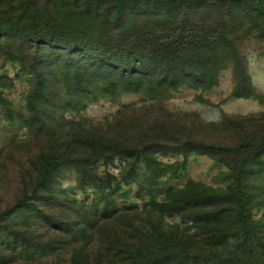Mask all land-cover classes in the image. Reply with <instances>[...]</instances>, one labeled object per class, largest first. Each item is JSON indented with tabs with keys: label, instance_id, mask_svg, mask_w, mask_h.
Instances as JSON below:
<instances>
[{
	"label": "trees",
	"instance_id": "obj_1",
	"mask_svg": "<svg viewBox=\"0 0 264 264\" xmlns=\"http://www.w3.org/2000/svg\"><path fill=\"white\" fill-rule=\"evenodd\" d=\"M255 39L264 40V0H0V53L35 77L34 103L46 102L44 91L51 89L47 75L67 86L74 80L81 95L103 81L101 90L112 96L139 92L144 84L149 94L183 85L211 88L226 68L233 73L235 96H250L244 46ZM16 40L34 52L68 53L69 59L57 63L55 73L45 72L47 65L34 53L20 57L12 45ZM110 59H116V65ZM94 63L109 65V77L90 73ZM154 145L116 151L129 167L125 178L141 180L137 173L145 163L151 165ZM49 148L31 198L27 195L0 213V264H236L238 250L230 243L256 235L244 184L254 164L252 155L242 157L232 175V221L223 226L211 219L222 216L221 209L207 212L206 220L190 215L196 208L193 194L179 197L174 207H162L150 188L149 210L159 214L156 220H145L136 205L109 206L106 196L114 193L106 190L111 183L92 168L101 152L80 156L75 144ZM65 167L76 169V187H90L99 195L97 202L77 205L70 196L61 207L55 177ZM43 195L46 207H37L33 201ZM27 209L30 213L24 216ZM165 212L188 215L191 225L165 223ZM32 215L43 217L46 224L30 222ZM200 221L204 225L194 226Z\"/></svg>",
	"mask_w": 264,
	"mask_h": 264
},
{
	"label": "rangeland",
	"instance_id": "obj_2",
	"mask_svg": "<svg viewBox=\"0 0 264 264\" xmlns=\"http://www.w3.org/2000/svg\"><path fill=\"white\" fill-rule=\"evenodd\" d=\"M12 45L20 57L34 53L37 61L47 65L45 72L55 73L57 63L69 59L68 53L60 51L34 52L22 40ZM244 53L253 88L250 96H235L233 73L226 68L219 72L211 88L183 85L149 94L144 84L139 92L112 96L101 90L103 81L87 87L88 93L81 95L74 80H69L67 86L47 75L51 89L44 91L46 102L36 103L30 101L35 77L0 53V213L27 195L31 198L34 180L49 147L75 144L80 156L101 152L92 168L111 183L110 190H106V194L114 193L106 196L109 206L136 205L145 220L148 216L156 220L159 214L149 210L150 188L162 207H174L179 197L193 194L196 208L190 210V215L206 220L207 212L221 209L224 214L211 219L226 226L232 221V175L240 159L252 155L254 164L248 168L244 184L256 235L245 241L239 238L230 246L238 250L236 264H264V40L249 41ZM109 61L117 63L116 59ZM90 68L97 77H109L106 63H94ZM151 143H155L149 154L151 165L145 163L138 171L141 180L134 181L130 175L125 178L129 167L116 151ZM148 167L156 176L149 174ZM77 177L73 167L62 168L56 174V196L62 208L70 196L77 205L82 201L91 205L99 199L90 187H76ZM46 201L43 195L33 202L37 207H46ZM69 206L74 208L73 204ZM29 213L27 209L24 216ZM189 217L165 212L163 220L183 228L191 225ZM29 221L46 224L43 217L33 215ZM202 225L204 221L194 223L197 228Z\"/></svg>",
	"mask_w": 264,
	"mask_h": 264
}]
</instances>
